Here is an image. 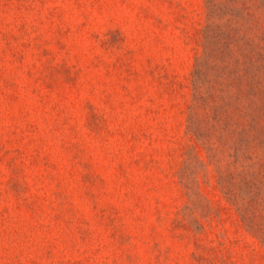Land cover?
<instances>
[{
	"label": "rangeland",
	"instance_id": "374dc122",
	"mask_svg": "<svg viewBox=\"0 0 264 264\" xmlns=\"http://www.w3.org/2000/svg\"><path fill=\"white\" fill-rule=\"evenodd\" d=\"M0 264H264V0H0Z\"/></svg>",
	"mask_w": 264,
	"mask_h": 264
}]
</instances>
